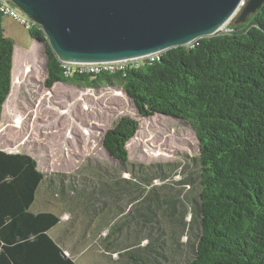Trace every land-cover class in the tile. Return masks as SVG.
<instances>
[{
    "label": "trees",
    "instance_id": "obj_1",
    "mask_svg": "<svg viewBox=\"0 0 264 264\" xmlns=\"http://www.w3.org/2000/svg\"><path fill=\"white\" fill-rule=\"evenodd\" d=\"M4 18L0 11V130L13 90L15 57ZM29 33L44 45L47 88L120 85L141 117L159 115L189 124L199 151L197 157L185 156L188 162L183 167L131 164L128 145L140 130V123L131 117L122 118L103 139L115 162L112 169L120 173L117 180L103 167L98 169L99 180L61 173L46 178L31 155L0 149V264H78L72 250L51 236L62 217L36 209L43 191L75 219L84 215L86 229L92 227L86 218L100 217L106 202L115 206L122 195L134 203L142 200L138 213L143 227L138 223L135 229L146 237L127 241L115 252L106 249L113 260L118 257V264H124L126 257L132 261L127 264H164L151 255L166 260L154 249H164L163 216L173 227L189 232L194 247L190 264H264V5L247 23L229 27L228 33L168 50L115 73L69 76L42 28L35 24ZM177 173H190L182 184L196 190L190 191L196 195L190 223L180 199H162L157 189L146 194L156 181L166 185ZM107 177L111 182L102 183ZM110 209L130 224L131 213Z\"/></svg>",
    "mask_w": 264,
    "mask_h": 264
},
{
    "label": "rangeland",
    "instance_id": "obj_2",
    "mask_svg": "<svg viewBox=\"0 0 264 264\" xmlns=\"http://www.w3.org/2000/svg\"><path fill=\"white\" fill-rule=\"evenodd\" d=\"M240 15L241 11L221 33H228L229 27L240 25ZM3 28L6 36L15 43V57L13 90L4 108L0 130L1 150L31 155L46 178L61 173L78 177L86 175L99 180V167L107 169L108 174L115 177L120 173L112 169L115 162L108 157L103 139L122 118L131 117L140 123L139 132L128 145L131 164L173 163L183 167L188 162L185 156H198V141L189 124L159 115L141 117L120 85L88 89L57 84L47 88L44 45L34 41L29 29L11 18H4ZM189 175L177 173L166 185L156 181L153 187L146 189V194L157 189L162 199H180L188 208L187 223L192 221L191 208L196 196L193 187L182 184ZM124 178L130 179V176L124 174ZM108 180L107 177L101 181L111 182ZM95 184L100 185V181L95 180ZM190 191L194 194L191 195ZM95 196L98 197L99 193ZM47 197L43 191L40 202L45 206L38 204L36 209L62 217V223L51 231V236L72 250L78 264H118V257L113 260L112 254H106V249L115 252L127 241L135 242L146 237L135 229L138 223L143 227L138 213L142 200L137 199L134 203L129 195H122L115 206L110 201L106 202L107 210H103L100 217L86 218L92 226L89 230L82 224L84 215L75 219L60 204H46ZM177 206L184 210L181 204ZM110 208L115 212L124 210L126 214L131 213L130 224L121 216L114 215ZM167 218L160 217L165 228L164 249L153 246L165 254L166 260L156 253H151L152 258L162 260L164 264H190L194 247L190 244L189 232L173 227ZM123 261L127 264L131 259L126 257Z\"/></svg>",
    "mask_w": 264,
    "mask_h": 264
},
{
    "label": "water",
    "instance_id": "obj_3",
    "mask_svg": "<svg viewBox=\"0 0 264 264\" xmlns=\"http://www.w3.org/2000/svg\"><path fill=\"white\" fill-rule=\"evenodd\" d=\"M11 1L42 28L66 64L139 59L189 46L220 35L240 11L238 24L247 23L264 5V0Z\"/></svg>",
    "mask_w": 264,
    "mask_h": 264
},
{
    "label": "built area",
    "instance_id": "obj_4",
    "mask_svg": "<svg viewBox=\"0 0 264 264\" xmlns=\"http://www.w3.org/2000/svg\"><path fill=\"white\" fill-rule=\"evenodd\" d=\"M0 11L1 13L8 18H11L17 21L20 25L31 29L36 23L32 21L28 15L22 12L11 0H0ZM158 55H152L148 57H143L139 59H131L117 62L109 63H85V64H65L66 73L69 76H73L76 73L84 74H99L101 72H110L115 73L116 71H123L128 67H138L141 63H144L145 60H154L158 58ZM157 56V57H154Z\"/></svg>",
    "mask_w": 264,
    "mask_h": 264
},
{
    "label": "crops",
    "instance_id": "obj_5",
    "mask_svg": "<svg viewBox=\"0 0 264 264\" xmlns=\"http://www.w3.org/2000/svg\"><path fill=\"white\" fill-rule=\"evenodd\" d=\"M47 198H48V201L46 202V204H48V205H49V204H50V205L53 204V205H54V203H57V202H51L50 198H49V197H47ZM57 204H59V203H57ZM42 206H43V205H42V203L40 202V207H42ZM44 206H45V205H44ZM44 206H43V207H44ZM53 213H54V212H53ZM61 220H62V219H61ZM61 223H62V222H61ZM55 229H56V228H55Z\"/></svg>",
    "mask_w": 264,
    "mask_h": 264
}]
</instances>
